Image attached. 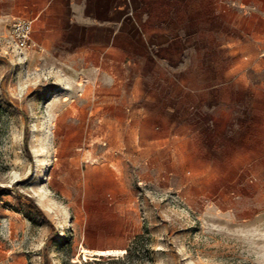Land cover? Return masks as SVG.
I'll use <instances>...</instances> for the list:
<instances>
[{
    "label": "rangeland",
    "instance_id": "1",
    "mask_svg": "<svg viewBox=\"0 0 264 264\" xmlns=\"http://www.w3.org/2000/svg\"><path fill=\"white\" fill-rule=\"evenodd\" d=\"M33 6L0 0V264H264V23L133 0L105 37Z\"/></svg>",
    "mask_w": 264,
    "mask_h": 264
},
{
    "label": "crops",
    "instance_id": "2",
    "mask_svg": "<svg viewBox=\"0 0 264 264\" xmlns=\"http://www.w3.org/2000/svg\"><path fill=\"white\" fill-rule=\"evenodd\" d=\"M16 2L20 3H31V4H38V3H45L47 7L38 8L32 7L31 15L34 17L31 18H38L41 14L42 16L49 17H57L61 18L63 12L62 8H71L73 17L71 25L78 26L81 30H93L95 34L104 35L105 37H110L112 35V24L114 18H121L123 17V10H128V4L131 3L133 0H15ZM141 1V0H139ZM143 1V0H142ZM190 1V0H186ZM233 3H240L243 6V11L237 13V22L232 23V27L234 30L240 31V34L244 37H250V31L254 30L251 27L252 21L261 20L264 23V9L256 8V4L264 3V0H228ZM50 4H56L54 9H49L48 6ZM16 9L19 12H23L22 10ZM67 10V9H66ZM69 12V11H68ZM13 17L19 16L18 13H11ZM36 14V16H35ZM242 24L248 27V31L245 32L244 28H242ZM182 33V32H179ZM170 39V38H169ZM166 43V42H165ZM169 44L171 41L168 40ZM231 45V44H230ZM106 51V50H105ZM89 55V54H88ZM82 58H87L89 56L83 55ZM249 139L256 141L254 142L253 148L248 153L251 156L250 162L252 163H260L263 162L264 164V126L262 129L251 132L248 135ZM258 141V143H257ZM264 169V168H263ZM260 169L255 166L254 173L256 172V177H262L258 172ZM253 172V170H252Z\"/></svg>",
    "mask_w": 264,
    "mask_h": 264
},
{
    "label": "built area",
    "instance_id": "3",
    "mask_svg": "<svg viewBox=\"0 0 264 264\" xmlns=\"http://www.w3.org/2000/svg\"><path fill=\"white\" fill-rule=\"evenodd\" d=\"M34 20L18 18L11 28V38L19 52H24L32 44Z\"/></svg>",
    "mask_w": 264,
    "mask_h": 264
},
{
    "label": "bare ground",
    "instance_id": "4",
    "mask_svg": "<svg viewBox=\"0 0 264 264\" xmlns=\"http://www.w3.org/2000/svg\"><path fill=\"white\" fill-rule=\"evenodd\" d=\"M37 162V161H36ZM38 163V162H37Z\"/></svg>",
    "mask_w": 264,
    "mask_h": 264
},
{
    "label": "trees",
    "instance_id": "5",
    "mask_svg": "<svg viewBox=\"0 0 264 264\" xmlns=\"http://www.w3.org/2000/svg\"><path fill=\"white\" fill-rule=\"evenodd\" d=\"M41 213V212H40Z\"/></svg>",
    "mask_w": 264,
    "mask_h": 264
}]
</instances>
